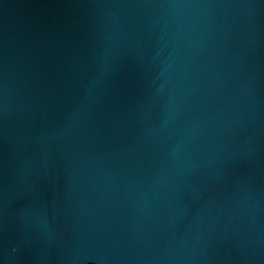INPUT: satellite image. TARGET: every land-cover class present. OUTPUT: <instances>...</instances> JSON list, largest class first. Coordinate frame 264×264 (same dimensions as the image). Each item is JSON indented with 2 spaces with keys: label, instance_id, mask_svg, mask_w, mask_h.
Wrapping results in <instances>:
<instances>
[{
  "label": "water",
  "instance_id": "95a60500",
  "mask_svg": "<svg viewBox=\"0 0 264 264\" xmlns=\"http://www.w3.org/2000/svg\"><path fill=\"white\" fill-rule=\"evenodd\" d=\"M0 264H264V0H0Z\"/></svg>",
  "mask_w": 264,
  "mask_h": 264
}]
</instances>
